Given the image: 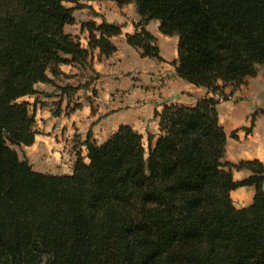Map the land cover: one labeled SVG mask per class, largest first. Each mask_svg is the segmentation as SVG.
<instances>
[{
	"label": "trees",
	"instance_id": "obj_1",
	"mask_svg": "<svg viewBox=\"0 0 264 264\" xmlns=\"http://www.w3.org/2000/svg\"><path fill=\"white\" fill-rule=\"evenodd\" d=\"M82 1L93 0H0V264H264V165L223 159L213 96L156 111L159 134L146 147L128 124L100 144L89 130L70 174L36 171L19 156L13 146L36 134L35 113L19 99L39 82L56 86L49 74L61 75V64L84 67L94 49H117L118 24L84 22L87 47L64 31ZM112 1L136 3L140 29L126 40L142 57L161 60L145 29L158 20L178 37V77L212 93L264 65V0ZM232 168L252 174L235 180ZM241 186L255 193L236 208L230 192Z\"/></svg>",
	"mask_w": 264,
	"mask_h": 264
},
{
	"label": "crops",
	"instance_id": "obj_2",
	"mask_svg": "<svg viewBox=\"0 0 264 264\" xmlns=\"http://www.w3.org/2000/svg\"><path fill=\"white\" fill-rule=\"evenodd\" d=\"M87 7L73 10L74 23L65 24L64 31L78 36L83 47L88 44V32L82 24L103 20L120 25L121 33L111 37L116 51L105 56L94 49L84 67L69 62L59 66L61 75L49 76L56 86H82L75 93V102L81 107L68 115L54 116V104L65 109L72 106L66 94L54 85L37 83L32 109L35 113L34 142L23 146V156L27 157L32 168L39 172L70 174L77 148L74 135L82 143L87 132L92 131V139L98 144L104 142L122 124L130 125L146 141L153 134V142L159 134V118L165 104L182 103L194 105L200 96L215 95L204 87L196 86L178 77L177 45L178 37L164 35L158 20H150L145 29L156 39L161 60L142 57L141 49L127 43L126 35L138 32L136 25L142 19L135 2L122 6L112 0L82 1ZM73 7V3H69ZM69 58V56H67ZM220 84V83H219ZM228 88V85L221 89ZM95 94V95H94ZM59 95V96H57ZM91 97V99H89ZM233 100L217 104L219 123L226 134L224 160L233 164L242 160H258L264 165V65L259 66L256 75L247 77L236 87ZM36 100V101H35ZM38 100L41 101L38 103ZM178 100V101H176ZM47 101V102H45ZM42 102H45L42 105ZM92 102V103H91ZM22 156V157H23ZM233 179L241 180L252 174L249 169H231ZM254 188L241 186L230 192L233 205L242 208L250 205Z\"/></svg>",
	"mask_w": 264,
	"mask_h": 264
},
{
	"label": "rangeland",
	"instance_id": "obj_3",
	"mask_svg": "<svg viewBox=\"0 0 264 264\" xmlns=\"http://www.w3.org/2000/svg\"><path fill=\"white\" fill-rule=\"evenodd\" d=\"M67 6L69 5V3H65ZM258 70H259V67L257 68V72H258ZM257 72H256V74H257ZM255 74V75H256ZM226 86V85H225ZM81 87H84V85H82ZM236 90V87H234V86H232V85H229L228 84V88H225V89H220L219 91H217L216 93H215V95H214V97L215 98H217V99H219L220 101H226V100H233L234 98L232 97V94H233V92ZM39 93V96L37 97V99L38 98H42V94L40 93V92H38ZM74 93L75 92H70V93H67L66 94V98L68 99V101H69V103L72 105V106H66V107H64L65 109H62V108H60V105H57V104H54V106L52 107V112H55V111H57L58 112V115H56V116H60L62 113H64L65 115H68V114H70L71 112H73L75 109H77V108H79V107H81V103H77V102H75V97H74ZM95 95V94H94ZM205 94H203L202 96H200L201 98H203V97H205L204 96ZM34 96V95H33ZM33 96H25V97H23V98H20L19 99V101H27V102H29V110L31 111V109H32V105H33V103H34V97ZM57 96H59V95H57ZM207 96V95H206ZM201 98H199V99H201ZM89 99H91V97H89ZM226 99V100H225ZM176 101H178V100H176ZM39 102H41V101H39L38 100V103ZM45 102H47V101H45ZM45 102H42V105L45 103ZM36 103V102H35ZM48 103V102H47ZM92 103V102H91ZM177 104H182V103H177ZM166 105V104H165ZM55 116V115H54ZM35 129V128H34ZM35 131H36V133H37V130L35 129ZM77 137H78V135L77 134H75L74 135V138L76 139L75 140V142H78V143H76V145H74L73 147H76L77 146V148H78V146L81 144L80 143V141L79 140H77ZM144 145H145V147L147 146V144H146V141H144ZM24 146V145H23ZM23 146H21V147H17V146H13L16 150H17V152H18V154H19V156L20 157H22L23 156ZM73 150H74V159H73V164H74V161H75V159H76V156H77V153L78 152H81V149H75V148H73ZM73 164L71 165L72 167H73ZM242 180V179H241Z\"/></svg>",
	"mask_w": 264,
	"mask_h": 264
}]
</instances>
